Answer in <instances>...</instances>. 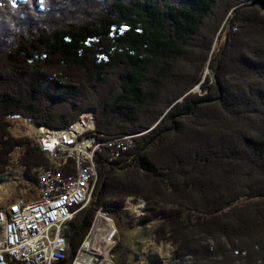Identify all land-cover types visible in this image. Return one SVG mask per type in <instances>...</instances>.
Returning <instances> with one entry per match:
<instances>
[{
  "label": "trees",
  "instance_id": "obj_1",
  "mask_svg": "<svg viewBox=\"0 0 264 264\" xmlns=\"http://www.w3.org/2000/svg\"><path fill=\"white\" fill-rule=\"evenodd\" d=\"M88 108L100 140L134 138L114 161L96 152L68 256L96 211L123 222L134 197L173 259L264 264V0H0V207L35 198L53 165L14 122L65 127Z\"/></svg>",
  "mask_w": 264,
  "mask_h": 264
},
{
  "label": "built area",
  "instance_id": "obj_2",
  "mask_svg": "<svg viewBox=\"0 0 264 264\" xmlns=\"http://www.w3.org/2000/svg\"><path fill=\"white\" fill-rule=\"evenodd\" d=\"M26 126L49 150L53 165L42 170L35 198L24 194L0 209V264H116L112 250L118 231L108 209L95 212L89 232L71 256L65 251L64 231L80 211L92 173L97 172L89 169L88 158L107 147L114 161L129 149L134 135L100 140L89 134V127L96 126L94 111L65 127ZM68 158L73 160L72 168L63 170L71 164L66 163ZM134 208L142 213L139 205Z\"/></svg>",
  "mask_w": 264,
  "mask_h": 264
},
{
  "label": "rangeland",
  "instance_id": "obj_3",
  "mask_svg": "<svg viewBox=\"0 0 264 264\" xmlns=\"http://www.w3.org/2000/svg\"><path fill=\"white\" fill-rule=\"evenodd\" d=\"M217 47H218V41H215L213 48L215 49ZM195 90L199 91L200 88L199 87H198V89L195 88ZM88 116H90V111H88L87 113H83L81 118H87ZM14 123H15V125L11 130L12 134H17L20 136H32L39 143V136H36V132H32V135H30L31 133L29 134L28 127L26 126L25 122L20 123L19 121H15ZM32 126H39V125H33L32 124ZM40 126H45V125H40ZM94 130H95V127H89V134H93ZM39 145H40V149H41L42 144L39 143ZM41 151H42V149H41ZM47 155L49 156V154H47ZM88 163L91 164V165L88 164L90 169H96L94 157H92V161H91V157H89ZM92 164L94 166H92ZM12 173H14L15 176L17 175V171L12 172ZM41 173L39 175V178L41 176ZM39 178H38V180H39ZM4 179H8V176L7 175L4 176ZM94 180H97V172L92 173V178L90 180L89 193H91V200L89 201V203H87V205H85L80 210L87 208L91 204V201L93 198L92 197L93 189L91 187L92 182L95 183V185H96V181H94ZM6 183H8V182L6 181ZM2 208L3 207H0V209H2ZM100 211H105V209L100 208L96 212H100ZM125 212H127V215L122 217L123 222L121 221V219L118 215L113 214V213L112 214L109 213V215L112 216V218H114V220L118 226V230H119L118 237L115 238L114 240H116V242L121 240V242L123 243L122 249H119V252L114 253L116 259H118L119 255L121 257L122 256L121 254H124V255L126 254V256L128 257V263L129 264H189V262L191 261V259H189V258L183 259V261H180L179 259H173L171 254H170L171 253L170 252L171 246L166 245V244L164 245L162 243L160 245V244H157L156 242L153 241L152 232H151L150 227L151 226L154 227L155 224H153V225L151 224L147 227L139 226V225H137V223L139 221L138 212L135 209L126 210ZM182 217L183 216L180 213L179 218H182ZM177 220H178V217L176 218V222H177ZM161 224H164V223H161ZM125 225H126V227H125ZM99 234L100 233H97V235H96L97 238H98V236H101ZM206 242H208L209 245H212L213 240L208 239ZM102 245H104V243H102ZM198 248H202V244H200L198 246ZM227 250H229L228 247H227ZM127 251H128V254H127ZM209 259L215 260V257L212 256Z\"/></svg>",
  "mask_w": 264,
  "mask_h": 264
},
{
  "label": "bare ground",
  "instance_id": "obj_4",
  "mask_svg": "<svg viewBox=\"0 0 264 264\" xmlns=\"http://www.w3.org/2000/svg\"><path fill=\"white\" fill-rule=\"evenodd\" d=\"M200 88V87H199ZM201 89V88H200ZM40 126V125H39ZM94 129V128H93ZM93 131V130H92ZM41 149L43 152L49 154V150H45V148L43 147V145L41 146ZM91 161H92V157H91ZM92 163V162H91ZM89 165H91L90 163H88ZM92 166H94L92 164ZM90 169V168H89ZM92 178V176H91ZM42 179V173H41V178ZM91 180V179H90ZM91 200V193L89 192H85L82 196L81 202H80V209L83 208L85 205H87V203H89V201ZM102 212V211H100ZM100 235V234H99ZM100 236H98L99 239ZM65 251H68V242H65Z\"/></svg>",
  "mask_w": 264,
  "mask_h": 264
},
{
  "label": "clouds",
  "instance_id": "obj_5",
  "mask_svg": "<svg viewBox=\"0 0 264 264\" xmlns=\"http://www.w3.org/2000/svg\"><path fill=\"white\" fill-rule=\"evenodd\" d=\"M88 109H92V108H88ZM92 110L94 111V109H92ZM94 114H95V111H94ZM127 201H128L127 202V206L129 207L130 210L135 209L134 207L139 205L142 208V213L139 214L138 216L144 215V213H145L144 212V208H145V204H146L144 200H141V199L136 200L134 197H128V200ZM142 202L144 203V206H141L142 205ZM115 225H116V228H117V231H118V234H119V230H118V226H117L116 222H115Z\"/></svg>",
  "mask_w": 264,
  "mask_h": 264
},
{
  "label": "water",
  "instance_id": "obj_6",
  "mask_svg": "<svg viewBox=\"0 0 264 264\" xmlns=\"http://www.w3.org/2000/svg\"><path fill=\"white\" fill-rule=\"evenodd\" d=\"M198 89V87H196ZM71 260V259H70Z\"/></svg>",
  "mask_w": 264,
  "mask_h": 264
}]
</instances>
